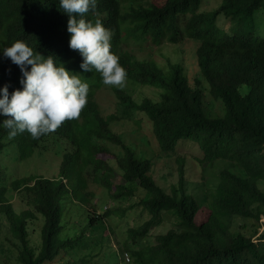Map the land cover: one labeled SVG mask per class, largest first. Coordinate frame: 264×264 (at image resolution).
<instances>
[{"label":"trees","instance_id":"trees-1","mask_svg":"<svg viewBox=\"0 0 264 264\" xmlns=\"http://www.w3.org/2000/svg\"><path fill=\"white\" fill-rule=\"evenodd\" d=\"M204 1L97 0L85 18L99 19L110 29L111 41L123 53L129 40L195 44L199 74L192 78L180 74L184 65L173 64L174 73L165 76L155 63L125 53L128 61L121 58L120 64L128 87L116 88V103L130 115H141L134 132L150 129L161 153L190 141L203 155L201 164L227 162L211 197L200 199L189 186L184 160L177 170L167 167L156 177L158 155L124 143L125 130L119 127L125 117L113 113L104 119L91 103L80 120L51 135L59 145L56 154H65L62 177L45 181L28 174L10 181L0 173V264H264V37L257 35L254 19L264 10V0H223L211 13L200 12ZM219 17L231 20L232 33L217 26ZM68 18L59 0H0V88L9 80V87L22 89L20 68L3 54L16 40L76 72L73 60L82 57L69 48ZM89 76L83 78L90 81ZM207 95L222 100L224 116H209ZM24 133L8 139L0 124V161L29 158ZM89 175L100 188H109L114 201H129L138 189L145 193L127 210L143 207L150 218L138 228L127 226V240L108 223L113 216L123 219L126 211L111 208L98 214ZM113 176L124 183L114 185ZM13 191L18 209L9 201ZM163 215L175 217L176 226L154 236Z\"/></svg>","mask_w":264,"mask_h":264},{"label":"clouds","instance_id":"clouds-1","mask_svg":"<svg viewBox=\"0 0 264 264\" xmlns=\"http://www.w3.org/2000/svg\"><path fill=\"white\" fill-rule=\"evenodd\" d=\"M59 5L69 17V48L82 57L73 60L76 72L58 66L52 56H42L22 40H16L3 49L4 56L20 68L22 89L9 87L8 81L3 82L4 86L0 88V124L8 132V139L17 138L24 132L31 139H25L27 160L0 161V171L5 172L8 178L12 166L24 167V176H16L14 180L29 174L27 162L31 157L44 158L47 152L60 158V173L62 157L56 154L59 145L51 135L62 125L80 120L91 103L104 119L113 115L108 111L118 101L116 88L123 90L128 87L127 72L120 64L121 58L127 60L126 55H131L142 61L130 50L123 53L117 49L111 41V30L99 19L93 23L85 18L90 11H95L97 0H59ZM89 74L92 77L87 81L83 77ZM43 135L46 139L41 137ZM93 206L100 214L98 204L93 202Z\"/></svg>","mask_w":264,"mask_h":264},{"label":"rangeland","instance_id":"rangeland-1","mask_svg":"<svg viewBox=\"0 0 264 264\" xmlns=\"http://www.w3.org/2000/svg\"><path fill=\"white\" fill-rule=\"evenodd\" d=\"M222 1L223 0H205L200 11L211 13L222 5ZM254 19L257 25V35L260 37H264V10L256 12ZM216 24L226 32H233L232 29H230L232 25L231 20H226L222 17H219L216 20ZM125 49L130 50L133 55L141 60L155 63L162 70L165 76H170L174 73V67L172 66L173 64L184 65V68L180 72V74L184 77L192 78L199 74V72H197L199 68L195 56V44H193L192 42L188 41L184 42L183 44L164 43L163 45H157L152 43L149 39L143 42L129 40L125 45ZM157 50L159 51L157 52ZM172 56L174 57V59L172 58L171 60L170 57ZM112 107L113 109L111 108L112 110L108 111L109 113H115L118 117L120 115L125 117L120 119L122 122V126L124 127H119V130H125V132L123 133L124 143L126 145L136 147V149L139 151L140 149H142L148 152L149 155H151V152L158 155L157 158L154 157L155 163L153 170L156 177L162 170L167 171V167H172L173 170H177L180 166L181 160H184L187 169V176L190 182L192 181L189 186L194 188L196 195L200 199L211 197L210 193H212L218 186L220 172L229 167L227 162L220 160L213 165H209L206 163L201 164L203 155L201 154L199 147L190 141H182L181 144H179L177 151L175 152L161 153L156 139L150 129H144L140 127L136 132H134L136 123L140 121L141 115H139L138 113L130 115L122 111L119 108L118 103L116 102H114ZM206 112L211 118H217L224 116L227 113V108L222 100H215L210 95H207ZM141 139L146 144L147 142H150V145L146 147L145 144L140 141ZM7 144H9V142H7ZM12 144L14 143H11V145ZM153 145H155V147ZM30 159L31 160H28L27 162L29 175L43 177L46 175V177H57V173L59 172L60 158H57L52 153L47 152L46 155H44V158L33 156V158L31 157ZM23 170V166H12L9 173L10 181L16 176L23 177ZM117 175L120 176L119 174ZM89 176H87L89 191H91L95 195V199L93 200V202H96L98 204V211L101 215L104 214V211L107 208L109 210L111 208H120L126 211L123 219H118L115 216L111 217L109 221V227L116 235L120 237L122 241L127 240V226L138 228L139 225L143 224L147 219L150 218L148 212L143 207H135L132 210H127L128 207L132 205V203L139 200L140 195L143 198L145 193L138 189L135 193V196L131 198V200H122L120 201V203H116L114 201L113 194L109 191V188H100L93 182V178L91 177V175ZM111 182L114 185L123 183L121 177L119 180L117 176L115 177V179H111ZM261 187L264 188V181L261 182ZM10 192L11 191H9V193ZM12 193L13 197H10L9 201L14 205L15 209H18L20 205L18 193L14 191ZM162 218L163 220L152 231V234L154 236L163 234L169 229L176 226L175 217L171 216V219H169L167 215H163ZM152 242H154V240ZM2 244V239L0 238V247L2 246ZM112 247H114L115 250L119 249V246L116 243H113Z\"/></svg>","mask_w":264,"mask_h":264},{"label":"bare ground","instance_id":"bare-ground-1","mask_svg":"<svg viewBox=\"0 0 264 264\" xmlns=\"http://www.w3.org/2000/svg\"><path fill=\"white\" fill-rule=\"evenodd\" d=\"M191 19H192V18H191ZM180 21H181V20H180ZM185 21H186V20H185ZM140 26H142V25H140ZM140 26H139V27H140ZM139 27H138V28H139ZM140 28H142V27H140ZM3 29L5 30V28H3ZM135 29H136V28H135ZM135 29H134V30H135ZM132 31H133V30H132ZM142 31H143V28H142ZM140 32H141V31H140ZM140 32H139V33H140ZM130 33H132L131 30H130ZM175 33H176V32H175ZM128 34H129V32H128ZM133 34H134V33H133ZM177 34H178V32H177ZM182 34H183V33H182ZM119 35H121V34H118V35H117V38H118ZM168 35H169L168 37H170L169 32H168ZM179 35H180V34H179ZM179 35H178V36H179ZM183 35H184V34H183ZM185 35H186V34H185ZM134 36H136V35H134ZM141 36H142V35H141ZM178 36H177V38H180V36H179V37H178ZM136 37H137V36H136ZM137 38H138V37H137ZM139 38H140V37H139ZM150 38H151V37H150ZM182 38H183V37H182ZM146 39H147V37H146ZM10 40H12V39H10ZM112 40H113V38H112ZM167 40H168V39H166V41H167ZM179 40H180V39H179ZM181 40H182V39H181ZM194 40H195V39H194ZM131 41H132V40H131ZM139 41H140V40H139ZM114 42H115V41H114ZM10 43H12V42H10ZM172 43H173V42H172ZM172 43H171V44H172ZM176 43H177V40H176ZM197 43H198V42H197ZM120 44H121V43H120ZM133 44H134V43H133ZM136 44H137V43H136ZM180 44H182V43L180 42ZM162 45H163V44H162ZM136 46H138V45H136ZM139 46H140V45H139ZM142 46H143V45H142ZM63 47H64V46H63ZM126 47H128V46H126ZM162 48H163V47H162ZM134 51H135V50H134ZM158 51H159V50H157V52H158ZM155 52H156V51H155ZM161 52H162V51H161ZM56 53H57V52H56ZM56 53H55V54H56ZM159 53H160V52H159ZM53 54H54V53H53ZM193 54H194V53H193ZM170 55H171V54H170ZM51 56H52V55H51ZM54 57H55V56H54ZM153 57H154V56H153ZM157 58H158V57H157ZM170 58H171V60H172V58L174 59L173 56L170 57ZM193 58H194V56H193ZM151 59H152V58H151ZM56 61H57V59H56ZM173 61H174V60H173ZM173 61H172V63H173ZM192 61H193V60H192ZM57 64H60V63L57 61ZM61 64H62V63H61ZM188 64H189V63H188ZM188 64H186V65H188ZM62 66H63V65H62ZM71 66H72V65H71ZM180 66H181V65H180ZM74 68H75V67H74ZM187 68H188V67H187ZM66 69H67V66H66ZM72 69H73V66H72ZM72 69H70V70H72ZM7 70H8V69H7ZM17 70H18V69H17ZM9 71H10V70H9ZM9 71H8V72H9ZM13 71H14V70H13ZM69 72H71V71H69ZM16 73H17V72H16ZM9 74H10V72H9ZM11 75H12V73L10 74V76H11ZM16 75H17V74H16ZM16 75H15V76H16ZM89 75H90V74H89ZM10 76H9V77H10ZM13 76H14V75H13ZM17 76H18V75H17ZM5 77H7V75H5ZM19 77H20V76H19ZM89 78H90V76H89ZM90 79H91V78H90ZM13 80H14V79H13ZM7 81H9V80H7ZM9 85H11V84H9ZM0 86H1V85H0ZM112 109H113V107H112ZM112 109H111V110H112ZM113 118H114V119H117V118H115V117H113ZM85 119H86V118H85ZM118 120H119V118H118ZM85 121H86V120H85ZM85 121H84V122H85ZM79 122H80V121H79ZM82 123H83V122H82ZM82 123H81V124H82ZM82 125L85 126L84 123H83ZM77 128H78V127H77ZM82 128H83V127H82ZM79 130L81 131L80 128H79ZM82 130H83V129H82ZM66 131H67V130H65V133H66ZM76 132H77V131H76ZM87 132H88V131H87ZM61 133H62V132H61ZM61 133H60V134H61ZM79 133H80V132H79ZM60 134H58V135L61 137ZM135 134H136V133H135ZM58 135H57V136H58ZM81 135H82V133H81ZM85 136H86V135H85ZM66 137H67V135H66ZM69 137H70V136H69ZM43 139H44V137H43ZM58 139H59V138H58ZM74 139H75V138H74ZM151 139H152V138H151ZM115 140H116V139H115ZM6 141H7V140H6ZM8 141H9V140H8ZM69 141H70V140H69ZM152 141H153V140H152ZM109 143H110V142H109ZM65 144H66V143H65ZM65 144H64V145H65ZM115 144H116V143H115ZM115 144H113V145H115ZM66 145H68V144H66ZM74 146H76V145H74ZM120 146H121V145H120ZM120 146H119V147H120ZM153 146L155 147V145H153ZM119 147H118V148H119ZM154 147H153V148H154ZM158 147H159V146H158ZM68 148H69V146H68ZM151 148H152V147H151ZM66 149H67V148H66ZM119 149H120V148H119ZM122 149H123V148H122ZM156 149H158V148H156ZM62 151H63V150H62ZM62 151H61V153H62ZM67 151H68V149H67ZM63 152H64V151H63ZM59 154H60V153H59ZM63 154H64V153H62L61 155H63ZM112 154H113V153H112ZM158 154H159V153H158ZM64 155H65V154H64ZM54 156H55V155H54ZM163 157H164V156H163ZM176 157H177V156H176ZM85 158H87V157H85ZM172 158H173V157H172ZM70 159H71V158H70ZM83 159H84V158H83ZM113 159H114V158H113ZM154 159H155V158H154ZM175 159H176V158H175ZM62 160H63V158H62ZM65 160H66V158L64 159V162H65ZM162 160H163V159H162ZM70 161H71V160H70ZM90 161H91V160H90ZM111 161H112V160H111ZM156 161H157V160H156ZM166 161H168V160H166ZM91 163H92V162H91ZM66 164H68V163H66ZM59 165H60V164H59ZM89 165H90V164H89ZM89 165H88V166H89ZM57 166H58V165H57ZM88 166H87V168H88ZM91 166H92V165H91ZM93 166H95V165H93ZM180 166H181V165H180ZM183 166H186V165L184 164ZM65 167H66V166H65ZM108 167H109V166H108ZM88 169H89V168H88ZM97 169H98V168H97ZM111 169H112V168H111ZM57 170H58V169H57ZM89 170H90V169H89ZM89 170H88V171H89ZM92 170H93L92 172H94V168H93ZM112 171H113V169H112ZM92 172H91V173H92ZM95 172H96V171H95ZM97 172H99V171L97 170ZM97 172H96V173H93V175H94V174H97ZM100 172H101V171H100ZM56 173H57V172H56ZM86 173H87V171H86ZM91 173H90V174H91ZM150 174H151V173H150ZM58 175H60L59 172L57 173V176H58ZM82 175H83V173H82ZM84 175H85V174H84ZM171 175H173V174H171ZM177 175H178V172H177ZM60 176H61V175H60ZM95 176H96V175H95ZM98 176H99V175H98ZM61 177H62V176H61ZM89 177H90V176H89ZM93 177H94V176H93ZM168 177H169V176H168ZM172 177H173V176H172ZM30 178H31V177H30ZM32 178H33V177H32ZM53 178H54V176H52V177H46V175L44 176V180H45V179H46V180H51V179H53ZM173 178H174V177H173ZM97 179H98V178H96V180H97ZM101 179H102V178H101ZM163 179H164V181H166L165 178H163ZM168 179H169V178H168ZM171 179H172V178H171ZM46 180H45V181H46ZM58 180H59V179H58ZM92 180H93V179H92ZM169 180H170V179H169ZM90 181H91V180H90ZM98 181H99V180H97V182H98ZM102 181H103V179H102ZM113 181H114V180H113ZM105 182H106V181H105ZM191 182H192V181H191ZM57 183H58V182H57ZM157 183H158V182H157ZM189 183H190V182H189ZM54 184H55V183H54ZM95 184H96V182H95ZM32 185H33V184H32ZM56 185H57V184H56ZM80 185H81V184H80ZM58 186H59V185H58ZM102 186H103V185H102ZM103 187H106V186H103ZM103 187H102V188H103ZM107 187H108V186H107ZM121 187H122V186H121ZM105 189H107V188H105ZM104 192H105V191H104ZM107 192H108V190H107ZM99 193H100V192H99ZM72 195H73V194H72ZM91 195H92V194H91ZM106 195H107V194H106ZM76 196H77V195H76ZM104 222H105V221H104ZM108 223H109V222H108ZM101 224H103V223H101ZM107 225H108V224H107ZM101 227H103V226H101ZM97 231H98V230H97ZM93 233H94V232H93ZM91 234H92V233H91ZM91 234H90V235H91ZM103 234H104V233H103ZM96 235H97V234H96ZM90 237H92V236H90ZM91 240H92V239H91ZM103 240H104V239H103ZM104 241H105V240H104ZM101 242H102V241H101ZM104 243H105V242H104ZM101 244H102V243H101ZM88 247H89V246H88ZM89 248H90V247H89ZM83 250H84V249H83ZM85 250H86V249H85ZM101 250H102V249H101ZM83 255H84V254H83ZM86 255H87V254H86ZM100 255H101V254H100ZM90 256H91V255H90ZM102 256H103V255H102ZM87 257H88V256H87ZM97 258H98V257H97ZM101 258H104V257H101ZM81 259H83V258H81ZM106 259H107V258H106ZM65 260H66V259H65ZM84 260H85V258H84ZM95 261H96V260H95ZM72 262H73V260H72ZM72 262H71L70 264H72ZM75 262H76V261H75ZM81 262L83 263V261H81ZM93 262H94V261H93ZM82 263H81V264H82ZM62 264H63V263H62ZM65 264H67V263H65ZM74 264H75V263H74Z\"/></svg>","mask_w":264,"mask_h":264}]
</instances>
